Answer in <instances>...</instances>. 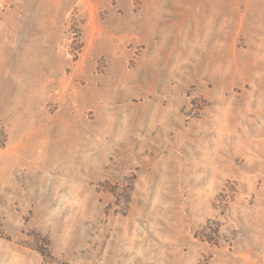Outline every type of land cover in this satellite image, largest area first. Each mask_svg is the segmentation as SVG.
Here are the masks:
<instances>
[{
	"label": "rangeland",
	"instance_id": "obj_1",
	"mask_svg": "<svg viewBox=\"0 0 264 264\" xmlns=\"http://www.w3.org/2000/svg\"><path fill=\"white\" fill-rule=\"evenodd\" d=\"M0 264H264V0H0Z\"/></svg>",
	"mask_w": 264,
	"mask_h": 264
},
{
	"label": "trees",
	"instance_id": "obj_2",
	"mask_svg": "<svg viewBox=\"0 0 264 264\" xmlns=\"http://www.w3.org/2000/svg\"><path fill=\"white\" fill-rule=\"evenodd\" d=\"M4 144H5V135L2 131V133H0V149H2L4 147Z\"/></svg>",
	"mask_w": 264,
	"mask_h": 264
}]
</instances>
